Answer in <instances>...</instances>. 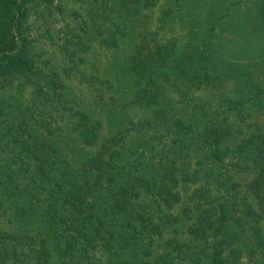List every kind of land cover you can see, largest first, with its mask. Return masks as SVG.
I'll return each mask as SVG.
<instances>
[{
  "label": "trees",
  "instance_id": "trees-1",
  "mask_svg": "<svg viewBox=\"0 0 264 264\" xmlns=\"http://www.w3.org/2000/svg\"><path fill=\"white\" fill-rule=\"evenodd\" d=\"M42 1L0 0V264H244L249 245L264 258V126L243 115L264 110V88L198 102L229 62L205 38L176 52L146 21L155 0H77L89 17L74 11L63 64L40 62L28 20ZM95 45L118 63L94 69ZM249 215L246 243L229 229Z\"/></svg>",
  "mask_w": 264,
  "mask_h": 264
},
{
  "label": "rangeland",
  "instance_id": "rangeland-1",
  "mask_svg": "<svg viewBox=\"0 0 264 264\" xmlns=\"http://www.w3.org/2000/svg\"><path fill=\"white\" fill-rule=\"evenodd\" d=\"M113 1L118 2L119 0ZM153 2V6L144 11L145 15L150 17V19H146L150 22V30L158 32L165 41L175 42L177 44L176 52L182 51L180 49L184 47V44L188 50L202 51L203 47L199 43L205 38L209 44H216V46L211 45L212 50L218 48L229 62L228 68L231 74H227L226 78L223 77L222 81H217L220 89L208 91L209 88H202L192 93V97L198 102L207 100L216 102L215 94L220 99H222L221 97L250 99L256 92L264 88V0H155ZM58 4L63 6V10H65L63 13L55 12V6ZM79 4L80 2L77 0H52L51 4L48 1H42L37 9L39 13L41 12L40 15L36 11L30 16L28 22L32 27V31H30L31 44L40 46L37 51L41 54L40 62L51 60L57 67H61L63 63L59 45L66 38L65 34L76 26L74 24L77 21L74 15L76 12L74 11L77 10L79 15L86 19L89 17L86 10L79 9ZM48 6L51 8L50 10ZM164 12H166V22L162 27L158 18ZM194 35L200 38L198 42L194 41ZM50 36H53L54 39H50ZM95 47L96 51L93 52L92 59H89V64H93L94 69L105 65L111 67L118 63L119 51L112 49L106 51L98 45ZM114 69H118V67ZM116 72L115 70L111 71L115 80H117ZM121 76L122 72L120 71V94L123 98H127L129 91L128 86H125L124 83H128V80L122 79ZM30 93L31 89L28 88L22 101L20 96L15 95L20 100L18 102L22 103L30 98ZM10 100H7L10 106L12 105L10 112L21 111L17 109L19 103L10 102ZM223 104L226 109L228 105ZM249 111L257 114L255 122L264 126V110L255 112V109L245 107L243 115L249 119L247 125L254 123L252 118L247 116ZM25 114L22 115L25 116ZM156 144L159 142L156 141ZM232 160H225L224 163H219L218 167L223 172L230 170L234 162V159ZM232 172L234 173L235 169ZM214 218L216 219V217ZM250 219V215L244 219L246 223L250 222L249 227L245 225L239 229L232 218L233 224L229 233L245 231V236L244 233H240L239 237L243 242H250L247 237L253 230V223ZM249 247L246 248V253L241 259L242 263L264 264V258H252L248 255L251 250Z\"/></svg>",
  "mask_w": 264,
  "mask_h": 264
}]
</instances>
